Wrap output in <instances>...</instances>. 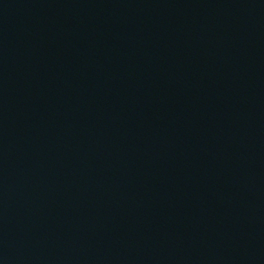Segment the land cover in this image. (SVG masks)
Here are the masks:
<instances>
[{
    "label": "water",
    "instance_id": "95a60500",
    "mask_svg": "<svg viewBox=\"0 0 264 264\" xmlns=\"http://www.w3.org/2000/svg\"><path fill=\"white\" fill-rule=\"evenodd\" d=\"M0 264H264V0H0Z\"/></svg>",
    "mask_w": 264,
    "mask_h": 264
}]
</instances>
